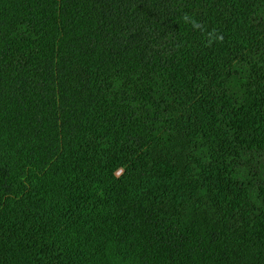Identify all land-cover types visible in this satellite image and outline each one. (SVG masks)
Instances as JSON below:
<instances>
[{"label":"trees","instance_id":"1","mask_svg":"<svg viewBox=\"0 0 264 264\" xmlns=\"http://www.w3.org/2000/svg\"><path fill=\"white\" fill-rule=\"evenodd\" d=\"M0 264H264V0H0Z\"/></svg>","mask_w":264,"mask_h":264}]
</instances>
